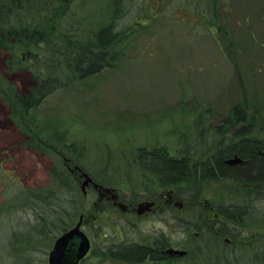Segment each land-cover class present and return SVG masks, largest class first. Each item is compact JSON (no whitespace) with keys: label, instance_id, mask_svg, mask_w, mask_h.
Here are the masks:
<instances>
[{"label":"rangeland","instance_id":"obj_1","mask_svg":"<svg viewBox=\"0 0 264 264\" xmlns=\"http://www.w3.org/2000/svg\"><path fill=\"white\" fill-rule=\"evenodd\" d=\"M207 1L201 7L198 0H127L125 14L117 23V30L126 36L119 47L124 53L122 63L57 90L40 107L23 116V121L32 124L42 140L53 133L65 134L69 142L86 145L91 161L106 155L112 159L110 167H125V156L141 146H165L173 157L207 148L205 143L213 139L235 102L247 100L248 116L255 109L264 115V0ZM97 2L105 4L104 0ZM89 15L95 17L96 12ZM27 51L37 55L33 48ZM27 51H16L15 58L25 57ZM15 58L11 52L0 50V207L17 188L14 184L40 187L48 183L52 166L49 156L24 145L27 137L2 97L7 85L25 86L29 82L25 72L12 70ZM255 124L261 127V120ZM202 128H209L207 137L200 135ZM85 164L92 170L96 166L87 159ZM83 181L82 176L80 184ZM231 188L229 181L204 183L199 197L189 199L176 196L175 188L155 189L150 195L167 193L169 198L168 193L172 194L174 204L164 213L168 219L155 217V211V216L146 213L140 219L135 211L120 220L137 228L128 236H142L152 242L150 234L164 230L173 244L188 251L197 232V225L192 227L193 219L199 220L198 215L210 220L208 228H212L214 238L219 236L220 224L214 211L222 202L236 201L237 190L230 191ZM121 190L122 196L131 200L132 193L126 187ZM188 192L191 193L185 191ZM107 220V216H93L87 220L85 230L93 222L104 226ZM186 221L193 222L187 227ZM37 222L23 209L0 217V264L14 263L13 247H20L30 224L37 228ZM229 228L234 234L225 233L222 238L243 244L254 242L264 238V214ZM25 247L21 251L29 264H49L51 248ZM179 261L187 264L191 257L187 255Z\"/></svg>","mask_w":264,"mask_h":264},{"label":"trees","instance_id":"obj_2","mask_svg":"<svg viewBox=\"0 0 264 264\" xmlns=\"http://www.w3.org/2000/svg\"><path fill=\"white\" fill-rule=\"evenodd\" d=\"M97 1L0 0V50L11 52L14 58L16 51L32 48L37 51V55H32V52L28 55L27 51L25 57L15 58V70H12L25 72L29 82L25 86L7 85L2 97L27 137L24 145L52 159L48 183L40 187L14 184L17 188L9 193L6 204L0 207V217L23 209L38 221L37 228L30 224L28 235L20 247H13L14 254L11 255L19 257H12L13 264H29L26 254L21 251L26 249V244L52 249L56 238L74 227L81 215L86 226L87 220L93 216L115 211L112 204L100 200V194L94 187L91 186L84 194L79 168L87 169L95 183L119 185L120 189L126 187L134 197L143 192L151 193L159 187H170L176 189V196L198 198L204 183L231 182L230 191L237 190L234 195L236 201L222 202L214 212L220 224L219 236L214 238L216 235H212V228H208L210 220L206 217L202 219L198 215L199 220L193 219L192 227H198L191 238L192 248L186 251L191 257L187 264H244L247 261L264 264V238L244 244L222 238L225 233L234 234L230 225L242 226L249 219L264 214V115L255 109L248 116L246 99L231 106L213 139L205 143L207 148L194 150L199 151L194 153L198 156L185 153L173 157L165 146H141L125 156V167H110L112 159L106 155L91 161L86 154V145L69 142L65 134L53 133L42 140L36 136L32 124L23 121L26 114L40 107L57 90L105 69L116 68L124 60L119 47L125 43L126 36L117 30V23L125 14L127 0H104V5ZM198 1L201 7L208 4L207 0ZM90 12H96V16L91 18ZM258 119L261 127L255 124ZM208 130L202 128L200 135L207 137ZM235 155L244 162L233 166L227 164L226 160ZM86 159L91 164L95 163L94 170L85 166ZM68 164L75 165V168L70 170ZM191 222H185L187 227ZM85 231L93 239L92 264H103L102 235H99L102 228L93 222ZM215 239L218 244H215ZM164 242L160 238L157 248L126 244L118 257L128 264L141 263L148 256L155 260L156 251L165 247ZM179 260L173 256L171 264H179Z\"/></svg>","mask_w":264,"mask_h":264},{"label":"flooded vegetation","instance_id":"obj_3","mask_svg":"<svg viewBox=\"0 0 264 264\" xmlns=\"http://www.w3.org/2000/svg\"><path fill=\"white\" fill-rule=\"evenodd\" d=\"M67 167L71 170V169L75 168V165L73 167H71L68 164ZM83 171H84L83 169L79 168V175L81 177H82ZM94 182L95 181L91 182L87 188L90 189L91 186L94 187ZM101 187L102 188H100V187L95 188L94 187L95 189L98 190V192L100 194V197H101L100 200H102V202L106 201L109 204H112L111 206L115 210L113 213L107 212V213L103 214L102 216H100V217H103V216L108 217L107 224H105L104 226L99 225L103 230L99 234V235H102L100 243L103 245V246H101V252H102L101 257H102L103 264H128V263L122 262L121 259L118 257L121 249L124 248L123 245L133 243V244H139V245H143V246H147V247L157 248L158 243L160 242V238L164 239L165 247L159 248L158 251H156L155 260H150L151 257L148 256V257H144V260L141 263H135V264H171V262H172L171 257L174 256L175 259H184V257L187 256V252L183 256L177 255V254H172L169 252V250L171 248L182 250L183 247L178 246L177 244H173L171 241L170 235L167 234L164 230H161V231L156 230L153 234H150L153 238H152V242H148L142 236H140L138 239L135 237H132V236H128L129 234H127V233L129 231L137 230V228L136 229L130 228V226H131L130 224L126 225V224L122 223L120 220L122 218V216H126L125 214H127V213H133L135 211L137 212V208H138L139 203H141L143 201L149 202L151 200H153V206L151 207V209L148 211H145L142 214H139L137 212V214H136L137 218L141 219L147 215L146 213H151V216H155L154 214H157V216H155L157 218H160L163 220L168 219L167 215H164V213H166L167 209L171 208V206H172V203H173L172 200L173 199H172L171 192L168 193L169 198L166 196L167 193L166 194L161 193L158 196H152V195H150V193H142V194H140L139 197L138 196L134 197L132 195L131 200H128L126 197L122 196L123 193H122V190L120 188L113 187V185H108V186L105 185V186H101ZM103 188H110L111 191L108 192V191L104 190ZM161 188L167 189L170 187H161ZM161 188L159 187V189H161ZM113 195H116V197H114ZM128 202H129V204H128ZM119 203H123V204L127 205V209L123 210V208L120 207ZM162 205H164L163 208H160L159 210H157V208H155V207L162 206ZM134 206H137V208H134ZM156 210L158 212H156ZM215 210H216V207H215ZM153 212H154V214H152ZM112 222H114V224ZM82 228L85 231V225H83V223H82ZM108 229H110V231ZM86 234H87V232H86ZM89 238L91 240V249H90L89 253L86 255V257L83 258V260L81 261L80 264H83V261H85V260H86V264H92L93 259H92L91 251H92V247H93V239L91 236H89Z\"/></svg>","mask_w":264,"mask_h":264},{"label":"water","instance_id":"obj_4","mask_svg":"<svg viewBox=\"0 0 264 264\" xmlns=\"http://www.w3.org/2000/svg\"><path fill=\"white\" fill-rule=\"evenodd\" d=\"M30 54L31 53L28 52V55ZM263 155H264V151H263ZM243 162L244 160L238 155H235L226 160V163L231 166ZM82 176L84 177V181L81 184V189L83 190L84 194H86L87 187L91 182H93V178L85 171L82 172ZM94 187L102 188L100 184L95 182H94ZM103 189L108 192L111 191L110 188H103ZM113 196L116 197V195ZM119 205L121 208H123V210L127 209V205L123 203H119ZM152 206H153V202H148L146 204H139L137 208V212L139 214H142L145 211L150 210ZM83 219L84 217L83 215H81L79 221L74 227L65 231L56 238L53 247L49 253V264H80L83 258L86 257V255L89 253L91 249V240L82 228ZM169 252L181 256L186 254L185 250L175 249V248H171Z\"/></svg>","mask_w":264,"mask_h":264}]
</instances>
